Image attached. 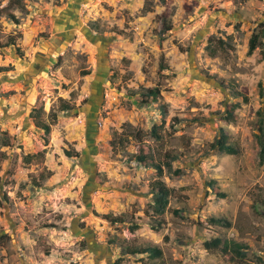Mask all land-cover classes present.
<instances>
[{
	"label": "rangeland",
	"instance_id": "1",
	"mask_svg": "<svg viewBox=\"0 0 264 264\" xmlns=\"http://www.w3.org/2000/svg\"><path fill=\"white\" fill-rule=\"evenodd\" d=\"M76 5L77 28L67 19ZM261 23L264 0H0V67L11 68L0 71V264H264V60L261 46L247 52ZM154 86L156 102L142 96ZM36 100L44 120L57 114L48 135L29 116ZM234 103L235 122L225 119ZM221 128L236 155L209 147ZM124 129L177 155L158 231L137 139L111 148ZM215 237L242 244L244 257L206 248ZM147 243L162 257L124 253Z\"/></svg>",
	"mask_w": 264,
	"mask_h": 264
},
{
	"label": "trees",
	"instance_id": "2",
	"mask_svg": "<svg viewBox=\"0 0 264 264\" xmlns=\"http://www.w3.org/2000/svg\"><path fill=\"white\" fill-rule=\"evenodd\" d=\"M145 3V2H144ZM146 12L149 11V9L145 8V5L143 7ZM10 17L17 22L13 14H10ZM168 19V17H166ZM170 20V19H168ZM165 23H170L169 21L165 20ZM171 25L168 24V29ZM10 44L15 46V39H10ZM219 44L222 47H227V44L225 41L219 40ZM260 47V58L264 60V23L260 24L259 30L255 33H253L248 41V54H252L254 50L258 47ZM20 48L17 47L16 51L19 53ZM10 66H4L0 67V71H8L10 70ZM88 74V72H84L83 75ZM263 95V93H261ZM142 96H145V98H150L152 102L158 101V99L161 97V91L158 86L154 87H147L145 92L142 94ZM264 96V95H263ZM243 100H247L245 97L241 96ZM62 104H60V110H68L71 108L69 103L62 99ZM149 99L144 100L143 102L145 104H148L150 102ZM239 103H234L231 106H229L226 110L225 119L230 121H236L237 120V114L236 109L238 108ZM158 109L160 110V114L165 116L167 114L165 105L161 104L158 106ZM45 114L44 111V102L43 100H36L34 106L32 107L30 111V118H32L34 124L40 128L45 135H48L51 131V123H54L57 119V114L55 111L50 109L46 113L47 121L44 120L43 116ZM163 122V121H162ZM160 125L153 124L151 128V135L154 138L155 141H160L162 139L161 133L158 131ZM259 134L257 136L259 142H260V150H259V157L260 161L263 162L264 160V140L262 138L263 134V126L261 123L258 127ZM137 139L138 141V151L132 155V158L139 163L144 168H151L154 172L155 178L150 182V186L152 189V203H151V221L150 226L153 230L158 231L160 230L164 224V214L167 210H169V202L172 197H176V191L174 188L169 187L165 184V182L162 180V177L164 175L165 168L171 169L172 168V162L176 160L177 155L173 153H169L167 151L161 152L157 148L152 147L149 143H146L142 140V136L139 131H129L127 129L122 130L121 132L114 130L112 132V136L110 139V145L113 150V153L117 152L120 147L124 148L131 139ZM44 142H47V138L44 137ZM209 147L211 149H216L220 153L229 154V155H236L238 153V147L231 142L230 137L228 134L224 131V129H219L216 137L214 140L210 143ZM65 155L67 157H73L74 154L77 156L78 152L75 151H69L65 150ZM176 174H179V170L174 171ZM46 178V176H43L42 179ZM39 185V182L36 183ZM215 192L218 195L225 196L224 193H221L217 187H213ZM172 213L174 215H179L180 210L179 209H173ZM106 219H108L112 223H124L125 217L121 215H112V214H106L104 216ZM209 221L211 224H226L227 226L230 225V223L224 218V217H210ZM138 223H133L131 226V230H137L139 228ZM166 240V237H165ZM206 248L210 250H222L226 251V249L236 256L237 258L244 257L245 252L243 249L242 244L234 242L232 240H224L220 237L212 238L208 241H205ZM124 253L129 255H142L146 256L148 259L156 260L162 257L163 255V249L158 244H143V245H135V246H129L127 245L125 248ZM123 258H118L115 261V264H122Z\"/></svg>",
	"mask_w": 264,
	"mask_h": 264
},
{
	"label": "crops",
	"instance_id": "3",
	"mask_svg": "<svg viewBox=\"0 0 264 264\" xmlns=\"http://www.w3.org/2000/svg\"><path fill=\"white\" fill-rule=\"evenodd\" d=\"M81 1H83V0H81ZM79 3V2H78ZM79 6L78 5H76V8L73 10V11H75V13L74 14H72L71 13V11L69 12V15L67 16V19H69V20H71L73 23H71L72 25L74 24V26L77 28V27H79V25H77L76 23H77V20H76V12H77V9L78 10H80V7L78 8ZM70 24V26H72ZM74 26L72 27V28H74ZM95 92V91H94ZM96 93H98V90H97V92Z\"/></svg>",
	"mask_w": 264,
	"mask_h": 264
}]
</instances>
